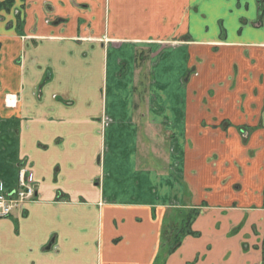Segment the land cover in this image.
<instances>
[{"label":"crops","instance_id":"obj_1","mask_svg":"<svg viewBox=\"0 0 264 264\" xmlns=\"http://www.w3.org/2000/svg\"><path fill=\"white\" fill-rule=\"evenodd\" d=\"M262 1L0 7V264H264Z\"/></svg>","mask_w":264,"mask_h":264},{"label":"built area","instance_id":"obj_2","mask_svg":"<svg viewBox=\"0 0 264 264\" xmlns=\"http://www.w3.org/2000/svg\"><path fill=\"white\" fill-rule=\"evenodd\" d=\"M36 192L33 170L20 164L16 185L8 187L0 180V218L9 217L15 209L22 210L26 203L35 200Z\"/></svg>","mask_w":264,"mask_h":264},{"label":"rangeland","instance_id":"obj_3","mask_svg":"<svg viewBox=\"0 0 264 264\" xmlns=\"http://www.w3.org/2000/svg\"><path fill=\"white\" fill-rule=\"evenodd\" d=\"M204 204L205 203H203V206H204ZM193 211L194 210H192L191 212H190V214H188V216L190 217V216H192L193 215ZM189 219V218H188ZM183 226V227H182ZM182 227V228H181ZM181 232L179 233V235H178V237H177V239L178 240H180L181 238H182V236H181V233H185V232H187L188 231V229H189V222H188V220H186L184 223H183V225H181ZM170 231H171V233H170V237H165V241L164 242H166V243H169V240H170V243H173V240H174V237H173V229H170ZM173 234V235H172ZM177 235V234H176ZM166 252H167V250H166V248L163 250V253L164 254H166Z\"/></svg>","mask_w":264,"mask_h":264},{"label":"trees","instance_id":"obj_4","mask_svg":"<svg viewBox=\"0 0 264 264\" xmlns=\"http://www.w3.org/2000/svg\"><path fill=\"white\" fill-rule=\"evenodd\" d=\"M12 3H13V0H6L3 3H0V7L5 6V7L8 8ZM198 213H199V211H197V210L193 211V215L189 217L188 222H190L195 216H197ZM185 234L197 235L196 232H192V231L188 230L185 233H181V236L183 237ZM178 242H180V240L177 239V244H178Z\"/></svg>","mask_w":264,"mask_h":264},{"label":"flooded vegetation","instance_id":"obj_5","mask_svg":"<svg viewBox=\"0 0 264 264\" xmlns=\"http://www.w3.org/2000/svg\"><path fill=\"white\" fill-rule=\"evenodd\" d=\"M6 0L4 1H0V3H3L5 2ZM2 7H5V6H2ZM260 17H263L264 18V0L262 1V5H261V10H260Z\"/></svg>","mask_w":264,"mask_h":264}]
</instances>
